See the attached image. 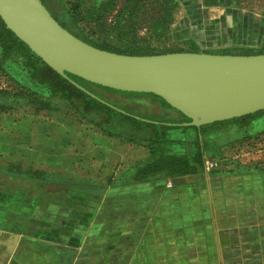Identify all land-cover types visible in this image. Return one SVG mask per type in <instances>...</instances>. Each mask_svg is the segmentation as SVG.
<instances>
[{"label": "crops", "instance_id": "crops-1", "mask_svg": "<svg viewBox=\"0 0 264 264\" xmlns=\"http://www.w3.org/2000/svg\"><path fill=\"white\" fill-rule=\"evenodd\" d=\"M53 125L6 153L43 180L25 178L30 191L10 195L18 208L0 198V264H264V169L234 165L230 148L241 139L213 140L236 127L198 138L184 129L187 139L171 145L198 140L202 169L171 177L139 173L152 160L148 146L76 122Z\"/></svg>", "mask_w": 264, "mask_h": 264}, {"label": "rangeland", "instance_id": "rangeland-1", "mask_svg": "<svg viewBox=\"0 0 264 264\" xmlns=\"http://www.w3.org/2000/svg\"><path fill=\"white\" fill-rule=\"evenodd\" d=\"M47 5L60 21H64L60 12L68 14L86 39L117 51L149 50L158 53L190 51L193 48L198 53L240 56L264 51V0H49ZM4 52L0 29V153L5 154L0 155V168H10L12 173H17V168L30 170L16 165L17 160L24 162L22 158H6L7 151L21 152L23 145L29 142L22 136L53 133L55 123L76 122L93 127L96 133H103L90 120L96 121L98 113L87 118L77 114L58 95L51 94L46 86L31 80L32 73L22 57L15 53L5 57ZM101 95L111 102L110 105L116 103L139 116L130 115L144 121L180 124L182 120L172 109L149 97L108 92H101ZM112 107L120 110L116 105ZM114 122L110 129L115 133L124 136L134 133L118 118ZM227 126L236 129L214 135V143L241 139L230 148L237 157L234 165L264 169V114L255 115L246 124L227 122L210 128L207 133ZM149 135H140V140ZM185 136L187 131L184 129L167 132L171 141H183L187 139ZM111 137L125 140L116 135ZM242 156L245 159H241ZM219 159L223 165L230 161L224 156ZM10 195L0 193L3 204L9 202L18 208L17 200ZM6 207L0 206V212L5 213ZM4 221L0 216V225L7 227Z\"/></svg>", "mask_w": 264, "mask_h": 264}, {"label": "water", "instance_id": "water-1", "mask_svg": "<svg viewBox=\"0 0 264 264\" xmlns=\"http://www.w3.org/2000/svg\"><path fill=\"white\" fill-rule=\"evenodd\" d=\"M0 19L46 66L91 97L65 73L115 91L152 94L190 119L161 125L198 129L264 111V54L109 52L64 29L40 0H0Z\"/></svg>", "mask_w": 264, "mask_h": 264}, {"label": "trees", "instance_id": "trees-1", "mask_svg": "<svg viewBox=\"0 0 264 264\" xmlns=\"http://www.w3.org/2000/svg\"><path fill=\"white\" fill-rule=\"evenodd\" d=\"M42 4L46 7V9L50 12L52 17L66 30H68L71 34H73L76 38L86 42L87 44L96 47L101 50L115 52L124 55H132V56H145V55H159V54H168L175 52H196L195 49H191L190 51H162V52H153L149 50H129V51H117L115 49L109 48L105 45L98 44L96 42H92L79 32V30L74 26V20L69 17L68 14L60 12V16L64 21H60L57 17H55L50 9L48 8L47 1L49 0H40ZM0 29L1 36L4 40L5 52L4 56L7 57L12 53L18 54L22 57L28 66L31 74V80L37 83L38 85L46 86L51 94L58 95L62 100L68 103L72 109L79 115L83 117L92 116V114L98 113L99 116L96 118V121L90 119L91 122L99 128L103 133H106L109 136H119L123 137L127 142L148 146L150 148V154L152 160L140 166L139 173L143 176L150 175L152 173L164 172L166 176H177L181 175L189 170L200 171L203 165V147L200 146L199 141L192 142L189 146L184 150H180L179 148L172 147L175 144L174 141H171L167 138V132L172 129H190L194 131L196 138L200 135L206 133L210 128L227 123V122H236L239 124H246L252 121L253 117L258 114H264V111L244 116L241 118L232 119L230 121L225 122H216L207 126H202L200 128L195 127H180V126H167L161 124H153L147 123L140 120H137L133 117V115L139 116L119 105L116 107L120 108V111L116 108H113L114 103L111 104L110 101L105 99L101 92L108 93H116L121 96H130V97H149L159 101L163 106L170 108L161 98L154 96L152 94H138V93H126L111 90L108 88H104L95 84H92L80 77L75 75L65 73L68 79L82 87L84 90L92 94L94 97H91L89 94L83 92L78 89L74 85H72L68 80L62 78L58 74H56L53 70H51L48 66H46L37 56H35L29 48L18 40L9 30H7L0 19ZM257 54H264V51H261ZM257 54H247L249 55H257ZM227 55V54H224ZM97 99H96V98ZM104 102V103H103ZM110 102V103H108ZM172 109V108H170ZM173 110V109H172ZM122 111V112H121ZM176 114H178L182 120V123L190 122V119L184 117L179 112L173 110ZM133 114V115H130ZM101 116V117H100ZM118 118L129 127L134 130V133L129 136L121 135L120 133H115L110 129V127L114 126L115 119ZM149 131V132H147ZM144 133H149L150 135L146 139L140 140V135ZM172 144V145H171ZM138 169V170H139ZM17 173H12L11 169L8 168L2 169L0 168V192L3 193H11V195H20L24 193H28L30 191V186H26L28 184L26 179H30L35 181V183L43 180V175L38 171H23L18 168ZM26 178V179H25ZM40 183V182H39ZM10 189H9V188ZM32 187V186H31ZM33 189H36L33 187Z\"/></svg>", "mask_w": 264, "mask_h": 264}, {"label": "built area", "instance_id": "built-area-1", "mask_svg": "<svg viewBox=\"0 0 264 264\" xmlns=\"http://www.w3.org/2000/svg\"><path fill=\"white\" fill-rule=\"evenodd\" d=\"M214 162H212V160H205V166H206V169H209V168H212L214 166Z\"/></svg>", "mask_w": 264, "mask_h": 264}]
</instances>
